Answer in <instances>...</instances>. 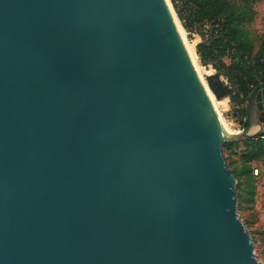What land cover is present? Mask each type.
<instances>
[{"label":"water","instance_id":"obj_1","mask_svg":"<svg viewBox=\"0 0 264 264\" xmlns=\"http://www.w3.org/2000/svg\"><path fill=\"white\" fill-rule=\"evenodd\" d=\"M263 114L227 136L168 0H0V264H262L224 144Z\"/></svg>","mask_w":264,"mask_h":264},{"label":"trees","instance_id":"obj_2","mask_svg":"<svg viewBox=\"0 0 264 264\" xmlns=\"http://www.w3.org/2000/svg\"><path fill=\"white\" fill-rule=\"evenodd\" d=\"M170 1L188 31H198L205 25L213 26L210 37L204 38L200 34L204 40L197 45L196 50L201 63L204 66L213 65L217 71L207 78L216 99L222 101L229 98L231 103L237 105L246 103L253 88L260 83L259 80L264 81V36L259 40V48L255 52V41L244 24L253 21L256 15L252 5L264 0H241V5L231 0ZM178 3H182V8H178ZM245 119L246 109L243 108L240 110V123L245 125ZM261 120L264 123V114ZM237 143L238 140L226 142L224 148L230 152ZM242 145L241 165L238 167L235 162L230 163L235 166L233 173L239 181L237 190L244 178H251V163L264 160V134L255 139L243 138ZM252 189L248 184L244 189L245 198L240 195L239 201L251 199Z\"/></svg>","mask_w":264,"mask_h":264},{"label":"rangeland","instance_id":"obj_3","mask_svg":"<svg viewBox=\"0 0 264 264\" xmlns=\"http://www.w3.org/2000/svg\"><path fill=\"white\" fill-rule=\"evenodd\" d=\"M237 3L238 5L242 4L241 0H231ZM172 5V3H171ZM174 12L176 13L175 8L172 5ZM178 8H182V3H178ZM252 8L255 10L256 15L253 21L246 22L244 27L249 30L251 37H253L255 41V52L259 48L260 39L264 36V1L256 2L252 5ZM177 14V13H176ZM178 16V15H177ZM179 19V17H178ZM182 28L185 33V37L189 43V45L193 48L195 53L197 54V43L199 42L198 35H204L206 37V33L202 31L201 28L198 31L190 32L184 26L181 20L179 19ZM208 30L211 31L213 26L208 25ZM208 31V32H209ZM200 35V36H201ZM202 37V36H201ZM210 37V36H209ZM198 56V55H197ZM229 56V55H228ZM199 65L203 68L204 71V80L207 83V78L209 77L207 66H204L200 58L198 56ZM260 83L264 82L261 79ZM226 102V106L221 107V113L224 121L228 124L233 132H240L243 130L244 126L240 123V110L246 109L247 102L243 105H237L236 103ZM241 108V109H240ZM246 122V119H245ZM242 139H238V143L231 148V151L228 152L226 148H224V155L227 159L228 164L235 162V166L241 165V157L243 154L244 146L242 145ZM236 141V140H233ZM232 142V141H229ZM234 165H230V169L234 171ZM252 174L251 178L243 179V183L240 185L238 191V196H243L245 198L246 191H244L245 187L250 184L253 189V195L251 199H244L242 202L239 201V217L246 224L248 231L251 233L254 241H255V253L257 259L264 264V160H259L251 163ZM239 181L237 179V187Z\"/></svg>","mask_w":264,"mask_h":264},{"label":"bare ground","instance_id":"obj_4","mask_svg":"<svg viewBox=\"0 0 264 264\" xmlns=\"http://www.w3.org/2000/svg\"><path fill=\"white\" fill-rule=\"evenodd\" d=\"M168 3L170 5V8H171V11H172V14H173V17H174V20H175V23L179 29V32L181 34V37L188 49V52L192 58V61L194 63V67L196 69V73H197V76L200 80V82L203 84V86L206 88V91L208 93V97L210 99V102H211V105H212V108L214 110V114L219 122V124L221 125V127L223 128V130L226 132L227 136H232L234 135L236 132H233L231 130V128L228 126V124L224 121L223 119V116H222V113H221V107L223 106H226V102L225 101H219L216 99V97L212 94V92L209 90L205 80H204V71H203V68L199 65V60H198V56L197 54L195 53V51L193 50V48L189 45L186 37H185V33H184V30L182 28V25L178 19V16L177 14L174 12L173 8H172V5H171V2L170 0H168Z\"/></svg>","mask_w":264,"mask_h":264},{"label":"crops","instance_id":"obj_5","mask_svg":"<svg viewBox=\"0 0 264 264\" xmlns=\"http://www.w3.org/2000/svg\"><path fill=\"white\" fill-rule=\"evenodd\" d=\"M198 36H199V42H198L197 44L201 43V42L204 40L203 37H201L200 35H198ZM206 38H207V37H206ZM225 62H226L227 64L229 63L228 60H226ZM207 69H208L209 76L215 75V74L217 73V71H216V69L213 67V65H208V66H207ZM222 80L225 81V82L227 83V81H226L224 78H222ZM222 101H228V102H231L229 98H226V99H224V100H222Z\"/></svg>","mask_w":264,"mask_h":264},{"label":"built area","instance_id":"obj_6","mask_svg":"<svg viewBox=\"0 0 264 264\" xmlns=\"http://www.w3.org/2000/svg\"><path fill=\"white\" fill-rule=\"evenodd\" d=\"M209 28H208V26L207 25H205L204 27H203V29H202V31L204 32V33H206V37H209L210 36V32L212 31H209L208 30ZM213 29V28H212ZM209 31V32H208Z\"/></svg>","mask_w":264,"mask_h":264}]
</instances>
